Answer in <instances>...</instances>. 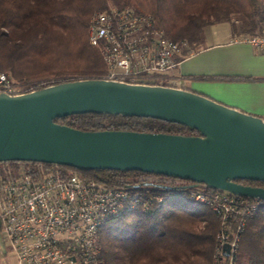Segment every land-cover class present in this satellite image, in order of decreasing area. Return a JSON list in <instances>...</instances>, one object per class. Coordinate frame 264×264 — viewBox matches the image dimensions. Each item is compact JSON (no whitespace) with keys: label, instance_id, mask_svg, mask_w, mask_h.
Here are the masks:
<instances>
[{"label":"trees","instance_id":"obj_1","mask_svg":"<svg viewBox=\"0 0 264 264\" xmlns=\"http://www.w3.org/2000/svg\"><path fill=\"white\" fill-rule=\"evenodd\" d=\"M110 6L151 16L165 35L185 43L182 58L206 46V28L229 23L238 36L264 29V0H0V75L24 90L86 78H102L106 66L91 45L93 15ZM78 129L136 130L195 135L187 126L154 118L73 114L55 120ZM18 162L0 166L15 167ZM43 170L62 169L116 187L148 189L164 201L110 219L99 232L105 264H216L221 222L213 210L190 199L193 188L217 190L181 178L142 171L90 170L31 162ZM253 186L264 182L239 181ZM252 199V198H248ZM242 218L234 216L236 229ZM234 264H264V200L243 220Z\"/></svg>","mask_w":264,"mask_h":264},{"label":"water","instance_id":"obj_2","mask_svg":"<svg viewBox=\"0 0 264 264\" xmlns=\"http://www.w3.org/2000/svg\"><path fill=\"white\" fill-rule=\"evenodd\" d=\"M154 118L195 135L78 129L73 114ZM38 162L82 171L161 174L264 200V117L189 89L86 78L28 92H0V163ZM230 245H224L229 255Z\"/></svg>","mask_w":264,"mask_h":264},{"label":"built area","instance_id":"obj_3","mask_svg":"<svg viewBox=\"0 0 264 264\" xmlns=\"http://www.w3.org/2000/svg\"><path fill=\"white\" fill-rule=\"evenodd\" d=\"M88 36L105 63L102 78L179 85L172 72L183 59L185 43L168 38L151 16L110 6L93 15ZM235 40L264 52V29L259 35ZM28 91L17 89L0 75V92ZM18 163L0 166V235L17 264H105L99 244L103 225L137 210L147 213L164 201L148 189L116 187L70 170ZM190 199L209 206L221 222L216 264H234L243 220L258 211L262 200L198 187L190 191ZM234 216L242 218L236 229L230 225ZM226 243L230 245L228 256L224 254Z\"/></svg>","mask_w":264,"mask_h":264},{"label":"crops","instance_id":"obj_4","mask_svg":"<svg viewBox=\"0 0 264 264\" xmlns=\"http://www.w3.org/2000/svg\"><path fill=\"white\" fill-rule=\"evenodd\" d=\"M228 29L223 38L206 33V46L181 60L172 72L180 80L177 87L264 117V52L236 41L237 34ZM0 264H17L12 252L8 258L1 235Z\"/></svg>","mask_w":264,"mask_h":264},{"label":"rangeland","instance_id":"obj_5","mask_svg":"<svg viewBox=\"0 0 264 264\" xmlns=\"http://www.w3.org/2000/svg\"><path fill=\"white\" fill-rule=\"evenodd\" d=\"M229 25H230L229 23L214 24V25L208 26L206 28L205 33L209 34L211 37H214V38H223L226 35L227 30H229L228 29ZM16 88L18 89L19 87L16 86ZM6 247L8 249V258H9L11 257V251L7 244H6Z\"/></svg>","mask_w":264,"mask_h":264}]
</instances>
